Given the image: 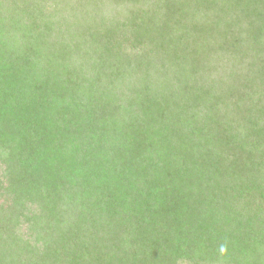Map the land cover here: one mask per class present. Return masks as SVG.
Masks as SVG:
<instances>
[{
	"label": "trees",
	"instance_id": "trees-1",
	"mask_svg": "<svg viewBox=\"0 0 264 264\" xmlns=\"http://www.w3.org/2000/svg\"><path fill=\"white\" fill-rule=\"evenodd\" d=\"M0 264H264V0H0Z\"/></svg>",
	"mask_w": 264,
	"mask_h": 264
},
{
	"label": "clouds",
	"instance_id": "clouds-1",
	"mask_svg": "<svg viewBox=\"0 0 264 264\" xmlns=\"http://www.w3.org/2000/svg\"><path fill=\"white\" fill-rule=\"evenodd\" d=\"M219 252L223 255L226 253V245H220Z\"/></svg>",
	"mask_w": 264,
	"mask_h": 264
}]
</instances>
